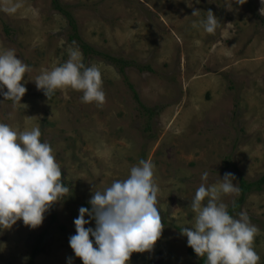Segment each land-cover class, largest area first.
Here are the masks:
<instances>
[{"label": "rangeland", "instance_id": "1", "mask_svg": "<svg viewBox=\"0 0 264 264\" xmlns=\"http://www.w3.org/2000/svg\"><path fill=\"white\" fill-rule=\"evenodd\" d=\"M53 1L0 0V51L14 49L31 68L21 81L27 91L20 103L0 96V123L18 131L38 126L70 191L41 226L18 221L0 230V264H68L69 257L83 264L69 245L80 207H90L93 190L126 179L141 159L155 165L164 227L153 251L133 253L129 264H200L203 257L190 255L180 230L194 224L190 203L202 173H209L208 184L232 173L238 187L239 177L247 182L264 177V5L59 0L70 7L83 42L133 62L123 76L101 57H84L70 42L71 28ZM16 3L21 6L15 12L3 11ZM194 9L200 11L196 16ZM209 10L220 21L212 34L199 26ZM73 47L85 65L101 70L103 104L82 103L83 93L70 86L49 97L37 89L35 78L67 61ZM240 197L239 189L221 200L229 210ZM242 210L259 229L252 246L258 264H264V185L249 192L232 216ZM87 226L95 228V221Z\"/></svg>", "mask_w": 264, "mask_h": 264}, {"label": "clouds", "instance_id": "2", "mask_svg": "<svg viewBox=\"0 0 264 264\" xmlns=\"http://www.w3.org/2000/svg\"><path fill=\"white\" fill-rule=\"evenodd\" d=\"M246 2L240 0L239 5ZM224 3L227 8L235 4L232 0ZM260 3L264 5V0ZM20 6L16 3L3 11L12 13ZM199 12L194 9L192 16ZM260 14L264 15V7ZM199 26L212 34L220 21L209 10ZM30 71L14 49L0 51V96L4 101L20 103L27 91L21 81ZM34 82L46 97L70 86L83 93L82 103L103 104L106 99L101 70L95 64L85 65L76 47L70 49L67 61L43 70ZM41 135L38 126L18 131L0 123V230L10 229L18 221L32 229L41 226L45 214L70 191L61 182L62 171L50 143L42 142ZM154 167L152 162L141 159L131 167L126 179L115 180L103 190H93L90 207H80L69 245L83 264H129L133 253L153 251L164 227L157 207L159 189L153 179ZM208 177L207 171L202 173V183L190 203L194 224L183 227L181 235L197 256L206 258V264H258L260 256L252 244L259 229L251 223L246 210L234 217L221 200L222 195L239 192L235 175L225 173L213 184L207 183ZM91 220L95 228L87 226ZM68 264H73L71 257Z\"/></svg>", "mask_w": 264, "mask_h": 264}, {"label": "trees", "instance_id": "3", "mask_svg": "<svg viewBox=\"0 0 264 264\" xmlns=\"http://www.w3.org/2000/svg\"><path fill=\"white\" fill-rule=\"evenodd\" d=\"M53 5L56 11H58L61 15L64 16V18L68 21L69 27L71 28V35H70V42L73 44H76V46L78 48L81 49V52L84 54L85 58H89V57H101L104 60H106L107 62L111 63L115 68H117L120 72V74H122L123 76L125 75V70L128 67H133V62H129L120 58H116L111 56L110 54L107 53H103L100 52L94 48H92L91 46H89L87 43L82 41V38L80 36L79 33V29H78V24L76 21V18L73 16V14L68 11L70 9L69 6L67 5H62V3L59 0H54L53 1ZM140 71H144L145 69L149 70L150 72H152L151 67H137ZM135 96L134 99L135 101L141 106L144 107L143 104H141L139 95L134 91ZM149 112L153 115L154 111H150ZM239 189H240V201L237 202L233 207H231L228 212L230 215H233V212L235 210H237L240 206V203L242 202V200L244 199V197L251 192L252 190H260L261 187L264 185V177L259 180V181H254V182H247L246 180H244L243 178L239 177ZM189 253L191 256H195V252L189 247ZM200 264H206V258L203 257L202 259H200Z\"/></svg>", "mask_w": 264, "mask_h": 264}]
</instances>
